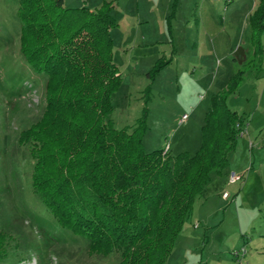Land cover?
Wrapping results in <instances>:
<instances>
[{
	"label": "rangeland",
	"instance_id": "rangeland-1",
	"mask_svg": "<svg viewBox=\"0 0 264 264\" xmlns=\"http://www.w3.org/2000/svg\"><path fill=\"white\" fill-rule=\"evenodd\" d=\"M225 1L171 0L163 19L159 10L131 16L128 0L110 9L117 20L113 61L122 79L112 98L117 129L132 128L146 108L145 150L169 146L172 156H193L213 98L242 121L235 124L227 168L211 175L165 264H264V29L258 32L253 19L264 1ZM105 3L112 7L103 0L100 8ZM77 5L66 7L100 9ZM18 6V0H0V228L8 236L0 264H118L117 252L90 255L87 242L60 227L33 192V160L17 142L42 116L47 79L19 53ZM181 115L187 116L183 126ZM232 173L241 180L230 184Z\"/></svg>",
	"mask_w": 264,
	"mask_h": 264
},
{
	"label": "trees",
	"instance_id": "trees-1",
	"mask_svg": "<svg viewBox=\"0 0 264 264\" xmlns=\"http://www.w3.org/2000/svg\"><path fill=\"white\" fill-rule=\"evenodd\" d=\"M18 3L19 53L47 79L42 116L17 142L33 160L34 194L60 227L87 242L90 255L165 264L211 175L227 168L242 121L215 97L193 156H172L169 146L146 152V108L132 128L116 129L112 120L122 79L113 61L111 5L90 11L65 8L62 0ZM255 17L260 32L262 5ZM7 252L0 228V261Z\"/></svg>",
	"mask_w": 264,
	"mask_h": 264
},
{
	"label": "crops",
	"instance_id": "crops-1",
	"mask_svg": "<svg viewBox=\"0 0 264 264\" xmlns=\"http://www.w3.org/2000/svg\"><path fill=\"white\" fill-rule=\"evenodd\" d=\"M63 1V5H65L64 7L67 8V7H72L73 4H78L77 6H80L83 2H88L89 6H91V9H97V8H100L103 0H62ZM107 1H110L112 2V8H115L114 5L118 4L119 6V3H120V0H107ZM129 3L132 1L133 3L131 4V12L132 14H130L131 16L133 17H136V16H139L141 17V12L142 10H159L157 12H161L162 13V19L163 17L169 12V6L171 4V0H168L167 1V7H163L161 6V4H159L160 0H128ZM220 1V0H218ZM225 1V0H224ZM232 2V0H230ZM140 3L141 6H140ZM225 3H227V1H225ZM230 3V2H229ZM114 4V5H113ZM226 5V4H225ZM259 4H256L255 7L259 8L260 5L258 6ZM67 6V7H66ZM140 6V7H139ZM143 6V8L141 9V7ZM146 6V7H145ZM212 7H215L214 5ZM219 8H221V5L218 6ZM80 8V7H79ZM125 10H128V4L125 5L124 7V11ZM135 12V13H134ZM114 19H115V13L114 11L112 10V15H111ZM116 20V19H115ZM117 21V20H116ZM163 21V20H162ZM143 22H146L144 19L140 20V23H143ZM136 24V23H135ZM161 24V25H160ZM141 25V24H140ZM158 25H160L159 27H163L164 29V24L163 23H159ZM221 25V24H220ZM112 32L113 30L111 29L110 31V36H111V39H112ZM140 32H142L140 30ZM142 33H140V36H141ZM113 40V39H112ZM147 40V38L145 39L144 36L141 37L140 39V42L143 44L145 43ZM183 115H181L182 117ZM180 117V118H181ZM179 118V120H180ZM113 120V118H112ZM187 121V120H186ZM114 123V121H113ZM114 127L117 129V127L115 126V123H114ZM144 145L146 146V141L143 139V148H144ZM152 148V147H150ZM145 150V148H144ZM153 150H157V149H149V150H145L146 152H151ZM230 197V196H229Z\"/></svg>",
	"mask_w": 264,
	"mask_h": 264
},
{
	"label": "built area",
	"instance_id": "built-area-1",
	"mask_svg": "<svg viewBox=\"0 0 264 264\" xmlns=\"http://www.w3.org/2000/svg\"><path fill=\"white\" fill-rule=\"evenodd\" d=\"M186 120H187V116H186V115H183V116L180 118V120L178 121V125H179V126H183V125L185 124ZM237 126H238V125H237ZM240 135H243V133H241ZM167 149H168V147H166V150H167ZM166 150H165V151H166ZM240 180H241V176L236 175L235 173H232L231 176L229 177V183H230V184H235V183L239 182ZM222 198L225 199V200H227V199L229 198L228 193H223V194H222ZM238 255H239V254L237 253L236 256H238ZM237 264H240V263H237Z\"/></svg>",
	"mask_w": 264,
	"mask_h": 264
},
{
	"label": "water",
	"instance_id": "water-1",
	"mask_svg": "<svg viewBox=\"0 0 264 264\" xmlns=\"http://www.w3.org/2000/svg\"><path fill=\"white\" fill-rule=\"evenodd\" d=\"M241 56H243V52L241 51H238L236 54H235V58L237 60H239V62H241Z\"/></svg>",
	"mask_w": 264,
	"mask_h": 264
}]
</instances>
